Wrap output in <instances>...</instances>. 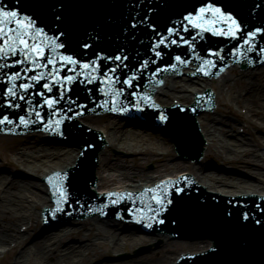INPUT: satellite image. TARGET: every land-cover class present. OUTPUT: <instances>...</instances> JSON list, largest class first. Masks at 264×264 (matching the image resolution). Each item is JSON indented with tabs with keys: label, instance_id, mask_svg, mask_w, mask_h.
<instances>
[{
	"label": "bare ground",
	"instance_id": "6f19581e",
	"mask_svg": "<svg viewBox=\"0 0 264 264\" xmlns=\"http://www.w3.org/2000/svg\"><path fill=\"white\" fill-rule=\"evenodd\" d=\"M189 72H192V70H184V75L180 80L165 79V89L159 88L155 93L157 100H162L163 103L168 104V99L178 95L182 101L190 103L195 94L207 88H213L211 82L210 84H201V79H189V76H186ZM237 76L241 79L237 78L235 82L240 84L247 96L236 101L246 107V119L259 132L261 128L264 129V70L259 73L245 70ZM231 98L233 99V96ZM85 121L87 124L92 125L91 127L97 125L103 127L100 119L86 117ZM218 121L220 124H217V119H211L210 121L204 119L202 123L205 138L210 141V153L212 150L216 156L221 157L223 155V157L231 158V160L242 165L250 163L252 170H255L253 178L223 175L215 171L206 172L200 169L198 165L191 166L183 162L163 163L165 150V154L169 151L163 146L162 140L160 139V141L155 137L156 135L153 137L144 129L139 128L118 129L120 127L105 125L103 134L110 142L111 147L117 148V146H120V150L125 151L127 149L128 153L136 154L137 159L143 156L146 160L155 162L156 171L154 174L147 173L142 171L138 164L128 170L119 162L112 161L105 154L106 150H104L99 154L96 172L98 178L97 191H103V189L105 191L138 189L145 185H152L157 180L161 181V179L174 176L175 173L172 171L184 166L182 173L188 171L205 187V190L220 194L264 195V149H262L264 139L256 135L255 140L246 142L245 138L234 135L232 131L225 135L223 125L231 128L236 120L234 119L233 123L231 121ZM80 122H84V120H80ZM0 139L7 138L0 137ZM26 139L25 145L22 146V150L16 156L19 159V166H22V171L30 174L28 179L20 176L13 178V175L7 172L0 174V252L6 251L10 254L7 264H85L83 261L87 260L86 258L90 254L95 255V248L100 251L103 250L105 253H117L122 247L131 249L136 245H142L148 240L147 237L137 233L138 230L135 229V224L126 225L124 230L125 227H122V223L116 224L113 220L107 219L96 222L102 223V225H116L96 232L94 225L88 228L91 221L85 220L79 227H65L54 232H47L31 245H25L28 233L20 232L22 224H26L27 230L36 228L40 208L52 206L50 195L47 193L48 189L46 185L40 182L42 178L40 176L46 175L51 170L60 171L70 167L73 165L75 156L78 153L75 146L68 148L63 145L50 144V141L46 140L43 135L32 134L27 136ZM158 153H161V156L156 157L155 154ZM160 161L163 162L159 163ZM161 172L162 175H160ZM35 178L40 179L35 181ZM117 184L119 186H116ZM79 222L81 223V221ZM43 232H45V229H43ZM93 235L94 238H92ZM104 235L106 237L105 241L97 244L95 237ZM66 238L77 239L78 242L69 243L65 241ZM197 243L184 242L182 244L186 247H195L198 246ZM165 245V248L158 249V257H153L150 254L131 257L118 264H153L151 260L159 258L163 250L170 249L168 247H176L177 242L169 243V245L166 243ZM208 246H210V242L207 241L199 245L197 249L189 252L190 254L202 252ZM170 256H172V252H166L165 255H162V259L171 258L164 264H171L178 257L177 255Z\"/></svg>",
	"mask_w": 264,
	"mask_h": 264
},
{
	"label": "rangeland",
	"instance_id": "374dc122",
	"mask_svg": "<svg viewBox=\"0 0 264 264\" xmlns=\"http://www.w3.org/2000/svg\"><path fill=\"white\" fill-rule=\"evenodd\" d=\"M264 70V68H260V69H256L255 72L259 73L260 71ZM238 75V70H233L231 73H228L225 78L223 77V79L217 81L214 83V88L217 92L218 95V103H219V112H215L213 115L210 116V118L208 117L207 119H217V124H220V121H233L234 119L236 120L235 123H233L231 126L233 127H228L227 125H223L224 127H222L225 131L224 134H228L232 131V133L241 138H245L244 140H246V142H251V140H255V136L257 135V137L264 139V129L261 128L260 131L258 132L255 128L250 127L247 123H249L248 121L245 120V117L247 116V112H246V108L243 107L242 104H238L236 100L240 99V95L245 96L246 93H243V90L240 86V84H236L235 80H237V78L241 79ZM229 85V86H227ZM242 93V94H241ZM245 94V95H244ZM249 95V94H248ZM175 97H172V99H168V104L177 101H182L181 98H179L178 95H174ZM231 96H233V99L231 98ZM162 102V100H161ZM184 102V100L182 101ZM188 102V101H187ZM163 103V102H162ZM165 104H167L166 102H164ZM186 103V102H184ZM244 117V118H243ZM241 119V120H239ZM112 121V123L110 122ZM106 126H117L120 127L118 129H130L131 127H129L128 124H126L125 121H120L119 119H113V120H107L105 121ZM104 125V126H105ZM102 128L101 126L98 127V129ZM132 128H136V127H132ZM101 130V129H100ZM110 130V128H109ZM150 133L151 136H155L153 135L155 132L151 131L148 132ZM102 134V133H101ZM161 134V133H160ZM103 135V134H102ZM159 135V134H158ZM104 137V136H103ZM157 137V136H155ZM230 137V136H228ZM232 137V136H231ZM158 140H160L157 137ZM161 141V140H160ZM163 143V146L165 147V149L167 148V150L169 151V153H164L163 161H160L159 163H172V162H180L178 160H174L176 159L175 153L172 151V148L169 146L168 142L165 141L166 143H164L163 141H161ZM256 143V142H255ZM24 145V140L22 139H11V138H7V139H0V167L3 171H6L8 174H12L13 176H20V177H25V179H28V176H30L29 174H26V172L22 171L20 169L19 166V159L17 158V153H20L19 151L22 150V146ZM68 148L73 147V146H66ZM120 146H117V148L114 147H109L107 146L106 152L105 154L112 159V161H117L120 164H122V166H125L128 168V170L133 167L136 166V164L139 165L140 169L142 171H145L147 173H155L156 171V164L155 162H152L151 160H146L143 156L139 157V159H137L136 154H132V153H128L129 151H127V149H125V151H122L119 149ZM212 149V148H211ZM264 149V146L263 148ZM155 156H161V153L155 154ZM98 159L99 156H97V164H96V171L95 174L97 172V166H98ZM186 163V162H185ZM188 164V163H187ZM201 166V168H203L205 171H215L219 174H223V175H234V176H244V177H254V171L252 170L250 163L248 165L244 164H239L236 163L235 161L231 160V158H224L223 155L221 157L216 156V154H214V151L209 150V155H207V157L199 164ZM184 170V166H180L179 169L172 171L173 173H178ZM163 173L161 172L160 175H162ZM155 176V175H154ZM97 177V176H96ZM36 181V179H34ZM197 183L199 182L198 180H195ZM134 184H136V182H134ZM200 185V183H198ZM116 186H119L118 184ZM202 186V185H201ZM204 187V186H203ZM40 224V223H39ZM25 225V224H24ZM92 225H94L98 231L101 230H106L109 228V226H104V225H100L98 223H94L91 222L90 225L88 226L91 227ZM72 227H78L77 225L73 224L71 225ZM25 226L22 227V229ZM95 232V230L93 231ZM96 232L94 233V235L96 234ZM140 233V232H139ZM30 236H28V238H30L29 240V244H31L32 242L40 239L44 234L41 233V229L39 226H37L33 231H31L29 233ZM94 235L92 236V238H94ZM147 237V241L142 243V245H136L131 249H127V250H119V252H117L116 254L120 253L121 255L119 256H113V253H105L103 250L100 251L99 249L97 250L95 248V255L92 256V254H90V256L88 258H86L87 260L83 261L85 264H102V263H121V261L126 260L127 256H134L135 253L144 247L147 246H152L151 249L145 253H141L138 256H147V255H151L153 257H158L159 253H158V249L159 248H163L165 245V243L167 242V245H169V243H174L177 242V246L176 247H168L169 250H163V252L160 253V257L156 258L155 260H151V262L153 264H164L166 261L171 260V258L169 259H162V255H165L166 252H172V256L175 254H178L179 252H183L186 251L187 248L190 249H196L197 246L195 247H186L184 244V242L189 243L191 241H179L180 243H178V241H168V238H166L165 236H161V239L163 240V243L157 245V246H153L154 244L157 243V241H155V239H159V237H154V236H145ZM96 238V243L98 244V242L103 243L105 241V235L101 236V237H95ZM65 241H68L69 243H73V242H78L77 239L71 240L69 238H66ZM204 242H198L197 245L199 246L200 244H203ZM96 244V245H97ZM188 244V245H189ZM165 248V247H164ZM161 250V249H160ZM170 256V257H172ZM0 264H7L9 262V257L10 254H4L2 256H0ZM114 259V260H113ZM116 260L118 262H116ZM94 261V262H93Z\"/></svg>",
	"mask_w": 264,
	"mask_h": 264
},
{
	"label": "water",
	"instance_id": "95a60500",
	"mask_svg": "<svg viewBox=\"0 0 264 264\" xmlns=\"http://www.w3.org/2000/svg\"><path fill=\"white\" fill-rule=\"evenodd\" d=\"M195 95L193 96L192 101L190 103L193 102ZM72 135L73 134H71V138ZM80 142L83 144H90V145L92 143L89 142V138H84L80 140ZM71 146H73V144ZM88 153L94 154V146L93 148L89 149L83 154L82 159L88 156L87 155ZM76 157L77 155L75 156L74 161L76 160ZM81 166L85 170V165L83 164ZM77 174H78V178L72 180L70 184L72 187H76V186L78 187L84 185L85 184L84 180L87 177L91 178L92 176V173L90 171H86L84 173L78 172ZM153 185L154 184L145 185L138 189H118V190L139 192L144 187H151ZM110 191H115V189ZM206 191L208 193H214L222 197H227L230 200H233L236 197H241L242 195L245 196L250 195V194H220L208 190ZM258 196L264 197V195H258ZM189 210L191 212L186 214L185 216L187 224H190V222L196 223L199 228L214 233V235L217 236L218 238L225 239L224 243L222 244L215 243L216 249L213 254L211 255L207 254L203 257H198L199 258L198 260L189 261L190 262L189 264H264V225L257 226L256 225L257 220H255L254 215H251V217H249V219L246 220V222L251 221V224H248V226H246V222H241L240 216L237 215L234 219H228L227 226L224 229H221L219 228L220 225L218 223L217 217L211 218L208 213L206 214L200 213L198 215H195L196 207L194 206H192ZM259 219L262 220L264 224V217H261ZM177 221L178 220H176L175 224H177ZM241 233L242 236L239 237Z\"/></svg>",
	"mask_w": 264,
	"mask_h": 264
},
{
	"label": "snow or ice",
	"instance_id": "6c2138e0",
	"mask_svg": "<svg viewBox=\"0 0 264 264\" xmlns=\"http://www.w3.org/2000/svg\"><path fill=\"white\" fill-rule=\"evenodd\" d=\"M211 13L212 19L209 20L206 18V14ZM18 17V13L16 11H5L2 7H0V24H10V23H15L17 25L16 30H13L11 28L8 29L9 32H13L14 35L12 36H7L5 37L6 40H10L12 41L13 44H15L17 41L24 46L25 49V56L29 57L30 53H35L37 55L38 58H43V48L37 44V43H33L31 45H29L28 40L26 39H22L21 37H23L25 35L24 32L19 31V29L21 28H25V29H32L34 27L33 23L28 20L27 17L24 18L23 21L17 19ZM57 19H59V17H57ZM185 19H187L189 21V23L192 24L193 27L195 28H200L202 31H211L213 33V35H222V36H232L233 38L236 36V34L241 30V25L237 22L236 19L233 18V16L231 15H226L224 11H222L220 8L218 7H213L211 5H209L208 7H202L199 9V14L195 17L193 16H188L185 17ZM26 22V23H25ZM221 22H228V27L227 29H220V28H215L212 27V25L214 24H218ZM133 27H135L136 25L133 24ZM187 29H185L186 31ZM4 29L2 27H0V33H3ZM258 32H261V29H257L255 32L250 33L249 39H253ZM169 33L172 34V30L169 29ZM43 34V29H36L35 30V35L36 36H41ZM50 43H54V41L50 40ZM164 40H160L159 44H163ZM172 43H176V41H172ZM159 44L155 45V47H159ZM56 48H62L64 47L63 44L61 43H56L55 44ZM85 47H88V45H85ZM4 51V49L0 48V52ZM9 51L12 52V54H15V48L10 47ZM157 57H159L161 54L160 52H156L155 53ZM67 63L69 64H76L77 61L74 60L72 57L70 56H65L63 58ZM112 59L116 60V61H120L122 59H127V57H121L120 55H117L115 57H113ZM177 61H180V57H176ZM181 63H183V61H180ZM22 63V62H20ZM33 63L35 64V60H33ZM48 64H54V61L52 59H48L47 60V64L41 65V64H36V67H47ZM145 67L147 66V64L144 65ZM83 68L85 69H92L95 70V66L94 64H84L82 65ZM172 67H175V65H173ZM111 72H115L116 69H111ZM207 74V73H205ZM20 78V73H15L14 75L9 77L10 81H15L18 80ZM43 74L40 75H35L31 77V80L35 81V82H39V80L43 79ZM87 79H89V82H91V77H86ZM135 77L133 76L132 78H130L129 80H126L125 83L129 84V86H131V81L132 79H134ZM66 79L68 82H72L74 77L69 76L64 78ZM57 83L59 82V80L56 81ZM111 82V81H110ZM31 87L30 84H21L20 88H22L25 92H27V90ZM44 87L48 90L51 91V87L49 84H45ZM7 94L10 97L16 98V91H15V85L13 84L12 87H9L7 90ZM41 95H43V93H41ZM61 98H63V93L61 94ZM19 99L23 100L24 97L20 96ZM45 103L49 106L52 107L55 103H57V101L55 99H47L45 101ZM12 106V105H10ZM16 107H18V105H16ZM35 115L37 117V119L40 118V113L39 112H35ZM165 119V117H161V120ZM5 122L7 123H12V121L8 120L7 117H4L3 119H0V124H4ZM61 121L57 120L55 123L57 125V128L59 127ZM20 123L23 124L25 127H27L29 121L26 120L24 117H20ZM54 177H49V183L51 184L53 182ZM159 187V185L157 186ZM148 191H153L152 189H149ZM55 194V193H54ZM61 195H63V193H61ZM153 199H156V197L154 196ZM156 203L157 204H161V206H163V201L160 199H156ZM168 203H171V201L169 200ZM57 204H59V201H57ZM56 212L62 211V209L58 206L55 209ZM230 215V213H229ZM244 220H248L249 217L247 215H245ZM257 223H260V221H256Z\"/></svg>",
	"mask_w": 264,
	"mask_h": 264
}]
</instances>
